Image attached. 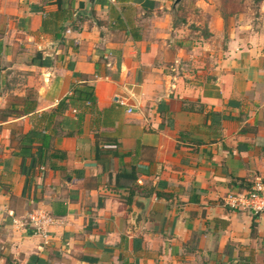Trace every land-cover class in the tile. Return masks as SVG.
Instances as JSON below:
<instances>
[{
    "label": "crops",
    "instance_id": "obj_1",
    "mask_svg": "<svg viewBox=\"0 0 264 264\" xmlns=\"http://www.w3.org/2000/svg\"><path fill=\"white\" fill-rule=\"evenodd\" d=\"M52 1L0 0V264H264V211L222 204L264 176V3L202 40L185 0H58L56 39ZM79 83L94 111L46 114Z\"/></svg>",
    "mask_w": 264,
    "mask_h": 264
},
{
    "label": "rangeland",
    "instance_id": "obj_2",
    "mask_svg": "<svg viewBox=\"0 0 264 264\" xmlns=\"http://www.w3.org/2000/svg\"><path fill=\"white\" fill-rule=\"evenodd\" d=\"M182 16H187L185 22H189V34L193 38L206 36V15L209 12L223 18L224 31H232L242 25H250L259 15L264 0H185L183 1ZM204 4V5H203ZM203 5V6H202ZM214 41L213 45H220V39ZM197 41V40H195Z\"/></svg>",
    "mask_w": 264,
    "mask_h": 264
},
{
    "label": "trees",
    "instance_id": "obj_3",
    "mask_svg": "<svg viewBox=\"0 0 264 264\" xmlns=\"http://www.w3.org/2000/svg\"><path fill=\"white\" fill-rule=\"evenodd\" d=\"M52 2L57 4L55 10L51 11H43V17L41 20L42 31L45 33H52L54 38L60 39V31L64 29V22L71 17L70 10L63 8L58 0H53ZM110 15V12H109ZM95 97L93 94V89L90 85L85 83H79L77 85L71 86L70 94L63 97L58 101L56 106L49 112L47 115L57 114L62 112L68 105L74 106V110H78L81 113L83 111H94L95 110ZM33 109L32 106H30ZM78 118H79V112ZM45 114V113H44ZM43 114H40L42 116ZM34 129L25 133L22 137L25 140H28L29 143L35 141V138H39L41 145L46 148L47 140H49V136H45V134L35 135ZM47 137V138H46ZM46 143V144H45ZM235 264H246L243 262H236Z\"/></svg>",
    "mask_w": 264,
    "mask_h": 264
},
{
    "label": "built area",
    "instance_id": "obj_4",
    "mask_svg": "<svg viewBox=\"0 0 264 264\" xmlns=\"http://www.w3.org/2000/svg\"><path fill=\"white\" fill-rule=\"evenodd\" d=\"M74 112L75 110L72 109ZM127 111H130L128 108ZM222 204L232 210H245L252 214L264 211V176H256L247 189L226 193ZM59 220L42 209H33L26 214L25 224L31 233L46 242L50 228L57 225ZM60 223V222H59Z\"/></svg>",
    "mask_w": 264,
    "mask_h": 264
},
{
    "label": "water",
    "instance_id": "obj_5",
    "mask_svg": "<svg viewBox=\"0 0 264 264\" xmlns=\"http://www.w3.org/2000/svg\"><path fill=\"white\" fill-rule=\"evenodd\" d=\"M180 0H173V6L177 5L179 3ZM89 3H92L93 0H88Z\"/></svg>",
    "mask_w": 264,
    "mask_h": 264
}]
</instances>
